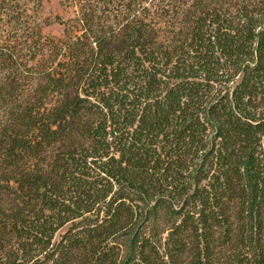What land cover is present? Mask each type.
<instances>
[{
  "label": "trees",
  "instance_id": "16d2710c",
  "mask_svg": "<svg viewBox=\"0 0 264 264\" xmlns=\"http://www.w3.org/2000/svg\"><path fill=\"white\" fill-rule=\"evenodd\" d=\"M0 0V264H264V0Z\"/></svg>",
  "mask_w": 264,
  "mask_h": 264
},
{
  "label": "rangeland",
  "instance_id": "374dc122",
  "mask_svg": "<svg viewBox=\"0 0 264 264\" xmlns=\"http://www.w3.org/2000/svg\"><path fill=\"white\" fill-rule=\"evenodd\" d=\"M61 0H45L42 8L37 13L36 23L41 27V32L46 37L57 38L60 36V25L57 24V17L61 22L71 18V12L60 5Z\"/></svg>",
  "mask_w": 264,
  "mask_h": 264
}]
</instances>
